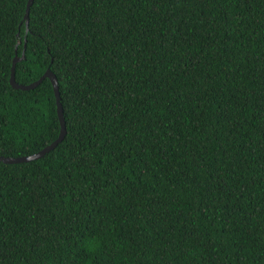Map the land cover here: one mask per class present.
Returning <instances> with one entry per match:
<instances>
[{"label":"trees","instance_id":"1","mask_svg":"<svg viewBox=\"0 0 264 264\" xmlns=\"http://www.w3.org/2000/svg\"><path fill=\"white\" fill-rule=\"evenodd\" d=\"M0 0V264H264V0Z\"/></svg>","mask_w":264,"mask_h":264},{"label":"water","instance_id":"2","mask_svg":"<svg viewBox=\"0 0 264 264\" xmlns=\"http://www.w3.org/2000/svg\"><path fill=\"white\" fill-rule=\"evenodd\" d=\"M32 2H33V0L28 1V5H27V9H26V15H25V17L27 18V21L29 20V9H30ZM23 56H17L16 55L14 58L11 77H10L11 84L16 88L30 89V88H33L34 86H36L37 84H39L45 77H49L51 79L53 85H54L55 94L57 96L58 115H59V118L61 121V131H60V134L56 140H54L51 144L47 145L42 150H40L34 154L19 156V157L0 156V161L6 162V163L24 162V161H30V160H33L35 158L42 157L48 151L54 149L58 145V143L64 139V137L66 135V131H67L65 116H64V110H63V106H62V103L60 100V91H59L58 79H57L56 74H54L50 69H47L46 72L43 74V76L33 83L22 84V83L17 82V80H16V63L18 60L22 59Z\"/></svg>","mask_w":264,"mask_h":264}]
</instances>
